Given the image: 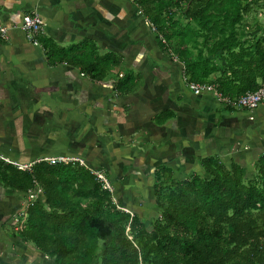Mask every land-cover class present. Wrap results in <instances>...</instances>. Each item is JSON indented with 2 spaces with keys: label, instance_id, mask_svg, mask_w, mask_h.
<instances>
[{
  "label": "trees",
  "instance_id": "trees-1",
  "mask_svg": "<svg viewBox=\"0 0 264 264\" xmlns=\"http://www.w3.org/2000/svg\"><path fill=\"white\" fill-rule=\"evenodd\" d=\"M130 1L152 24L159 49L182 63L185 83L212 84L226 100L264 85V23L244 21L260 0ZM39 41L49 63L64 62L96 81L114 74L116 94L137 85L136 74L118 72L120 57L99 52L90 40L64 47ZM170 117L164 110L153 120ZM198 164L202 174L186 177L155 167L150 192L156 212L147 228L76 160L37 159L20 169L0 158L2 188L41 192L20 210L11 233L51 264H264V153L250 177L240 164L215 155L199 157Z\"/></svg>",
  "mask_w": 264,
  "mask_h": 264
},
{
  "label": "crops",
  "instance_id": "crops-1",
  "mask_svg": "<svg viewBox=\"0 0 264 264\" xmlns=\"http://www.w3.org/2000/svg\"><path fill=\"white\" fill-rule=\"evenodd\" d=\"M109 1L110 0H0V28H6L5 35L0 33V139L4 138L9 140L11 138V136H8L10 134V127H12L15 132L13 123L10 126V120L4 119V117L9 115L10 107L14 108L16 105V99L14 98L15 94L23 92V88L24 90L27 88L34 91L42 90L43 88L39 87L42 85V82L48 86L49 84H47V82L53 83L50 79L56 77L58 82H61V85H66L67 87L72 86V92L79 89L80 85L86 87L88 92L86 102H82L80 105H75L76 102H78L77 100L75 101V99L74 102H72V105H75L73 107L83 112L87 110L90 112V109L94 112L100 110L98 106L101 102L97 100H103L104 93L99 89V86L107 85V95L112 94L124 100L120 103L121 106L126 104V106L131 109L135 108L137 98H142L143 101L148 104V110L144 113L135 114L129 116V118L127 117L128 119H124V117L121 118L122 115H117L116 112L113 114V119L114 121L119 120L121 123L123 122V126L120 127V132H116L119 135L118 138L121 139L125 137L130 139L133 129L139 127L143 128L144 133L139 134L138 137H143L145 141L147 140L146 146H142L145 148L144 152L150 148V152L153 154L157 152L159 153V157L162 156L165 158L174 154L171 151L181 147L179 141H182V132L185 137H187V129H191V127L186 128L181 121L183 117V113H181L182 109L179 107L181 104L187 106L188 110L185 109V111L192 112L190 115L194 113V119H196V115L199 117L195 125L198 124L200 129L196 130L194 134L195 141L193 142L198 144L197 147L200 152L196 155L199 169H201L198 164L199 157L215 155L221 160V154L225 151L227 163L233 160L242 167L243 164H245L244 166L246 167L250 164L252 166L255 158L259 154L264 153V102L258 104L251 110H225L222 106L224 102H220L213 95L212 91H201L198 94H193L184 81L182 63L179 60L175 61L172 55L166 50L159 49L154 33L153 38L155 40L156 50L158 49L159 52H165L170 62L166 63V58H162L163 55H161V53V57L157 55L155 58L151 57L154 61L158 62L159 67L157 64L158 69H155L153 73H148L150 75L149 80L144 76V72L141 69L136 70L135 65L134 67L132 64L130 66L127 65V57L125 54L128 51L129 42L131 41L127 36V29L125 26H122L120 22H113L110 15L111 10H107L109 7L103 5ZM101 6H103L101 11L95 9ZM33 12L39 14L44 22L42 33L36 37L37 45H32L28 42L24 38L21 30L11 27V24L17 23L23 14L29 15ZM138 27L139 25H137L136 31ZM141 31L143 33L141 34L144 35V30ZM40 37L41 39L48 38L50 41L56 43V45L62 47L75 44L83 39L90 40L97 45L99 52L111 51L120 57L121 68L118 69V72L130 70L132 74H136L139 78L137 85L130 92L116 94L113 90V83L115 81L114 74H108L106 79L96 81L90 79L88 75L81 73L77 67L68 65L64 62L49 63V59L41 48V42L39 41ZM160 67H165V69L160 71ZM163 70L167 72L166 77V72H163ZM67 79L70 81L68 82ZM107 80L111 81V83H108ZM51 89L56 88L51 87ZM163 90L166 91L162 94ZM135 100L136 103L134 102ZM189 105L192 107H188ZM164 110L170 111L172 117L162 123H155L153 116ZM98 114L99 113H93V116L90 115L87 121L89 122L91 120L90 122L94 124L99 123L100 117ZM139 115L140 117L138 118ZM80 118H78V121ZM211 122L217 125V128L214 129L215 133L218 135L219 132L222 136L221 140L225 143H221V145L216 144L218 139L215 141L207 136L208 130L206 127L210 128ZM5 123H8V127L2 128L1 124L6 125ZM69 124L70 125L66 128L70 130L72 122ZM255 124L258 125V128L253 129ZM108 129L114 128L108 127ZM96 138L98 139L97 142L100 144L97 145L94 143V138H92L91 142L83 143L86 149H88L89 146L96 145L98 147H105L108 144L100 140L97 134ZM249 140L250 144L248 143ZM212 143H215V145L210 147ZM13 144L14 146L12 147L9 144L3 145L0 143V158L6 160L5 155H16V149L18 147L15 143ZM233 144L234 147L232 146ZM137 145L138 143L132 145L133 149H136ZM208 147L212 151H208ZM30 149H32V147H30ZM203 152L205 154H202ZM58 155L71 157L72 160L78 161L79 164L89 168L93 173L96 172L89 167L92 162L90 160L85 161L81 157L76 155H65V153L64 155L56 153L53 156ZM150 157L147 155L146 160ZM100 160L92 162L94 164L92 167L103 165L106 172L110 170L114 171V169L118 170L117 163L120 162L121 164L119 160L111 161V167L106 166V161L103 158ZM126 160L127 159L123 162V166L128 164ZM160 164L169 167L173 174L170 165L159 162L151 169L150 178L152 182L153 171L155 167ZM183 177H186V175ZM129 192L130 191H127V193ZM119 193L120 190H118L117 194ZM9 201L10 199L0 202V206L3 209H7V211L0 213V264H43V259L46 258L45 256H43L32 244L20 241L17 236H13L11 233L14 231V214L11 218L12 211L9 213L8 211L12 205L15 206V203H13L12 200L10 201L11 203Z\"/></svg>",
  "mask_w": 264,
  "mask_h": 264
},
{
  "label": "rangeland",
  "instance_id": "rangeland-1",
  "mask_svg": "<svg viewBox=\"0 0 264 264\" xmlns=\"http://www.w3.org/2000/svg\"><path fill=\"white\" fill-rule=\"evenodd\" d=\"M103 5L109 7L107 10H111L110 15L112 21L122 23V26H125L127 29V36L131 41L129 42L128 51L125 54L127 57V65L130 66L132 64L133 67L135 65V69H141L144 72V76L150 80V75L148 73H153L154 70L159 67L158 62L154 61L152 58H155L156 55L158 57L163 55L162 58H166V63L170 62L165 52H159L158 49L157 52L155 48L156 45L153 38L154 31L152 29V24L148 21V25L145 24L144 18L130 0H110ZM102 8L103 6L95 9L101 11ZM179 20L181 21L180 23L184 22L182 19ZM244 21L250 25H252L253 22H258L259 24L264 23V1L260 0L258 5L253 6L251 11L248 12L244 18ZM137 25H139V27L136 31ZM141 30H144V35H142L143 33ZM256 31L258 32V30ZM189 48L188 46V49ZM193 52L196 53V51ZM172 58H174L175 61L177 60L176 57L172 56ZM162 69H165V67H160V71H162ZM120 72L122 73V71ZM163 72H166V70H163ZM166 75L167 72L165 73V77ZM50 81L53 83L47 82V84H49L48 86L43 82L41 83L42 85L39 87L43 88L42 90L34 91L28 88L24 90L23 88V92L15 94L14 98L16 99V105L14 108L10 107L9 115L4 117V119L10 120V126L13 123L15 132L12 127H10V134L8 136H11V138L9 140L4 138L0 139V143L3 145L9 144L12 147L14 146L13 143H15L18 148L16 149V155H5L6 161L9 160V162L14 165L18 164L24 166L28 165L32 160L53 156L56 153L63 155L65 153V155L70 156L76 155L85 161L90 160L92 162L103 158L106 161V166L111 167V161L119 160L121 161V164L120 162L117 163L119 169H114V171L110 170L111 172H106L103 165L92 167L94 165L92 162L89 167L101 173L107 179L113 201L122 209L130 211L131 213H136L147 228L150 227V220L154 217L156 212V208L152 205L150 192L152 183L150 174L155 164L159 162L167 163L171 166L175 177L188 176L191 173L202 174V170L198 168L196 161V155L200 153L197 147L198 144L193 143L195 141L194 134L197 129H200L198 124L195 125L199 117L196 115V119H194V113L190 115V113H192L191 111H185V109H187L186 105H179L182 109L181 113H183L181 121L186 128L191 127V129H187V137H185L182 132L183 138H181L182 141H179L181 147L171 151L174 153L173 155L164 158L162 156L159 157V153L157 152L154 154L150 152V148L144 152L145 148L143 147L146 146L147 140L145 141L143 137H138L139 134L144 133L142 127L133 129L130 139L128 137L122 139L118 138L119 135L116 133L118 131L120 132V127L123 126V122L121 123L119 120L114 121L113 114L117 112V115L120 114L122 115L121 118L124 117L125 119L135 114L144 113L148 110V104L144 102L142 98H137L135 108L131 109L130 107L128 108L126 104L121 106L120 103L124 100L112 94L107 95V85L99 86V89L104 93L103 100H97L101 102L98 106L100 110L96 112L91 109L90 112L87 110L91 113L89 114L87 111L83 112L73 107L77 104L80 105L82 102H86L88 92L84 85H80L79 89L72 92V86L69 85L70 87H67L66 85H61V82H58L56 77L51 78ZM67 81L69 82L70 80L67 79ZM107 81L111 83V81ZM51 87H55L56 89H51ZM166 90H163L162 94ZM74 99L78 102L72 105ZM134 102L136 103V100ZM188 107L192 106L189 105ZM93 113H99V123L94 124L90 122L91 120L89 122L87 121ZM139 117L140 115L138 118ZM78 118H80L79 121ZM70 122H72V124L69 130L66 127L70 125ZM204 122L203 124L205 125ZM5 124L6 125L1 124V127H8V123ZM108 127L114 129H108ZM206 128L208 130L207 136L215 141L218 139L216 144L221 145V143H225L221 140L222 136L219 132L218 135L215 133L214 129L217 128V125L211 122V127ZM255 128H258V125L255 124L253 129ZM96 134L100 140L108 143L105 147L97 146L100 143L97 142L98 139L96 138ZM92 138H94L93 141L97 145L89 146V148L86 149L83 143L91 142ZM135 143H138V145L136 149H133L132 145H135ZM248 143L250 144V140ZM214 145L215 143H212L210 147ZM232 146L234 147V144ZM30 147H32V149H30ZM208 151L212 150L208 147ZM225 153L226 151L222 153L224 156L221 154V161L227 164V155ZM202 154L205 153L203 152ZM147 155L152 157L146 160ZM125 159H127L126 161H128V164L123 166ZM244 165L245 164H243L245 177L252 176L254 170L251 164L247 167ZM118 190H120L119 194H117ZM127 191L130 192L127 193ZM34 194L35 196L33 199L41 198V192L39 190H35ZM8 199L15 203V206L12 205L8 211V213L12 211L11 218L13 214L15 218L20 210L24 209L27 204V195L4 189L0 185V202ZM5 211H7V209H3L0 206V213ZM43 264H51V261L44 258Z\"/></svg>",
  "mask_w": 264,
  "mask_h": 264
},
{
  "label": "built area",
  "instance_id": "built-area-1",
  "mask_svg": "<svg viewBox=\"0 0 264 264\" xmlns=\"http://www.w3.org/2000/svg\"><path fill=\"white\" fill-rule=\"evenodd\" d=\"M145 24L147 22L145 21ZM44 26V22L39 14L36 12H33L32 14H23L19 21L17 23L11 24V27L18 28L21 30V32L24 35V38L30 42L32 45H37L36 37L42 33ZM6 28L1 27L0 33L2 35H5ZM121 74H118L120 76ZM187 87L190 89V91L193 94H198L201 91H212L213 95L219 100L224 103L228 102L232 107L235 108H243L246 110L254 109L258 104L264 102V85H259L255 90L253 91H245L244 93L240 94L238 97L233 98L232 100H226L222 98L214 89V86L212 84L208 83H198V82H188ZM38 160H44L48 164H54L58 162L66 163L69 160H72L71 157L67 156H49L44 158H39ZM18 168L24 169L29 167L28 165H18L16 164ZM97 179L101 182V186L103 188H110L108 182L103 177V175L99 172H94ZM35 191H29L27 193V203L33 199L35 196ZM21 213V212H19ZM14 223L16 222V217L13 219Z\"/></svg>",
  "mask_w": 264,
  "mask_h": 264
}]
</instances>
